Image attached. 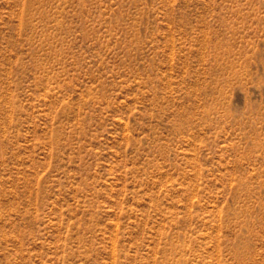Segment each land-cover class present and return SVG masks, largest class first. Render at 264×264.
Listing matches in <instances>:
<instances>
[{
	"label": "rangeland",
	"instance_id": "obj_1",
	"mask_svg": "<svg viewBox=\"0 0 264 264\" xmlns=\"http://www.w3.org/2000/svg\"><path fill=\"white\" fill-rule=\"evenodd\" d=\"M0 264H264V0H0Z\"/></svg>",
	"mask_w": 264,
	"mask_h": 264
}]
</instances>
